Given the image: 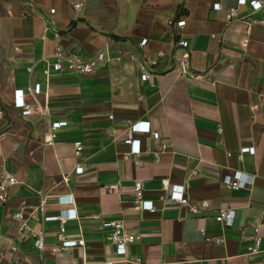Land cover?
Wrapping results in <instances>:
<instances>
[{"label":"crops","instance_id":"crops-1","mask_svg":"<svg viewBox=\"0 0 264 264\" xmlns=\"http://www.w3.org/2000/svg\"><path fill=\"white\" fill-rule=\"evenodd\" d=\"M236 5L0 0V178L18 181L0 206V264H126L112 229L102 227L109 219L123 220L135 236L129 264H264L262 253L244 258L257 223L264 247V26L251 22L264 18V6L255 13L240 6L229 22ZM57 47L104 60L87 75L55 70ZM17 96L38 111L23 116ZM139 120L151 132L137 134L142 151L134 154L124 140ZM246 146L255 151L240 160ZM235 170L247 187L223 183ZM137 181L155 212L136 205ZM174 184L185 185L189 204L170 200ZM71 207L77 218L65 222V235L83 236L85 246L64 250L60 221L45 217ZM229 207L236 214L225 227L217 215Z\"/></svg>","mask_w":264,"mask_h":264},{"label":"built area","instance_id":"built-area-1","mask_svg":"<svg viewBox=\"0 0 264 264\" xmlns=\"http://www.w3.org/2000/svg\"><path fill=\"white\" fill-rule=\"evenodd\" d=\"M240 6H249L251 8L252 13H255L259 10H261L264 6V0H237V5L232 6L228 9V13L226 14L227 21H232L235 19L237 14L239 13V7ZM76 10L81 11L82 10V4L78 3L75 5ZM215 10L221 9V4L216 3L214 4ZM52 12H54L52 10ZM252 23H258L264 26V18L262 19H252ZM170 25L174 24V20L171 19L168 22ZM177 25L179 27H183L186 23L185 19L178 20ZM147 42L146 39L142 40L141 44H145ZM178 44L184 48H186L189 44L186 40H179ZM54 56V62L52 63V68L55 70H68L71 72H77L80 75H87L91 74L95 67L98 65L100 61L104 60V54L99 53L95 57L91 59H85L82 56L67 51L61 47H57ZM185 61L188 59L189 55L186 53L184 55ZM46 73L48 74L49 71L47 70ZM148 74L143 73L142 78L145 80L147 78ZM35 92L40 91V84L36 85L34 88ZM14 105L17 109L20 110L21 114L23 116H28L33 114L34 112L38 111L39 105H31L25 102L23 96H17L15 98ZM42 111V110H40ZM3 113L0 111V119L2 118ZM59 123L54 122L51 124L50 128V134L46 138L45 142L49 145H52L54 143V140L56 138L55 131L59 128ZM151 132V126L149 121L139 120L136 122H133L130 124L126 129L125 134V140L124 142L128 145H130V151L134 154H139L142 151L141 146V139L137 137V134L147 133L149 134ZM3 135L2 132H0V137ZM75 147V155L79 156L81 154L82 150V142L76 141L74 143ZM255 148L253 147H243L240 149L238 157L239 159H243V155L245 153H254ZM84 170L83 166H78L76 168L77 173H82ZM18 181L16 178L10 174H5L0 178V206L3 205L9 195V191L11 186L17 184ZM223 183L232 188V189H240L247 187L250 182L244 177V174L241 170H235L230 174H227L223 178ZM142 189L143 184L140 181L136 182L135 185V192L137 195L136 205L143 209L148 210L150 212H155L156 207L154 205L153 200H147L142 197ZM169 198L172 201H178L183 204H189V199L185 195V185L180 184H174L169 188ZM60 202H63L62 200ZM68 205H73L72 199L65 203ZM193 210H196V207H192ZM236 210L235 208H225L221 209L220 212L217 215V220L220 221L225 227H230L234 223ZM14 217L21 220L23 219V213L21 211L14 214ZM77 214L74 208H69L68 211H62L58 215H52V216H46V220H58L60 221V231L58 234V239L60 242V248L61 249H71V248H77V247H84L85 246V239L83 236H80L79 238H67L65 235V222L69 219H76ZM103 228H110L112 229L111 232V239L112 244L114 248L115 254L121 256L123 258V261L126 264H129L132 262L131 258L129 257V246L132 242L135 240L134 234L129 231L127 226L125 225L123 220L118 219H109L102 222ZM260 227L261 224L257 223L254 226V234L250 236V239L252 240V244L247 246V250L244 254V258L246 260L250 259V257L253 254L256 253H262L263 254V260H264V247H262V237L260 236ZM218 240V239H217ZM37 247L39 249L44 248L43 239H40ZM15 250V248H13ZM138 262L141 261V259L137 260ZM104 264H115V261L112 259H107L104 261Z\"/></svg>","mask_w":264,"mask_h":264}]
</instances>
